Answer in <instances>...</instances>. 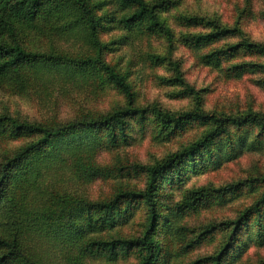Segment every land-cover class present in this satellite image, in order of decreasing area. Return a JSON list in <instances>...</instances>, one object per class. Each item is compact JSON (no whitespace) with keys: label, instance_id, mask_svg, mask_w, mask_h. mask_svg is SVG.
Listing matches in <instances>:
<instances>
[{"label":"trees","instance_id":"obj_1","mask_svg":"<svg viewBox=\"0 0 264 264\" xmlns=\"http://www.w3.org/2000/svg\"><path fill=\"white\" fill-rule=\"evenodd\" d=\"M112 2L114 9L109 12L104 10L106 0H0V85L6 82L25 90L31 82L46 86L90 78L98 79L100 87L113 86L125 97L124 106L104 115L85 112L79 119L66 122H27L0 115V137L31 139L0 162V264H92L90 260L97 257L102 260L94 264H118L132 255L137 259L134 264H169V241L156 238L161 227L181 241L180 255L210 241L215 231L226 232L225 240L213 254L185 263L225 264L240 237L250 234L255 244L264 243V176L219 187H193L179 200L173 199L171 190L165 193L164 188L178 187L189 173L215 170L242 151L264 148V113L252 109L209 113L198 105L170 112L153 104L137 105L127 75L106 61L105 54L111 48L99 39V30L112 22L125 31L138 29L171 36L159 12L175 2ZM40 19L53 35L80 41L83 53L70 56L28 50L17 34L40 28ZM183 21L209 28L192 36L193 45L209 46L240 33L237 25L221 26L200 17L185 16ZM4 36L10 40H3ZM242 53L262 57L263 61L230 63L225 68L228 77L257 72L262 74L257 82L264 88V43L243 38L214 48L201 58L205 64L218 67ZM152 59L155 64L166 63L171 68L172 77L164 81L183 83L179 61L158 55ZM186 93L199 99L192 87H186ZM150 122L158 127L159 136L155 137L174 136L192 123L207 128L197 139L155 163L129 167L99 164L97 155L101 150L126 145L134 125L143 132ZM131 168L135 176L145 175L143 188L122 187L109 198L95 200L84 193L83 186L96 178L110 177L112 173L121 177ZM244 187L261 190L253 203L232 220L209 222L196 231L195 227L174 224L169 219L224 205L241 194ZM142 205L147 222L141 234L123 236L120 227Z\"/></svg>","mask_w":264,"mask_h":264},{"label":"rangeland","instance_id":"obj_2","mask_svg":"<svg viewBox=\"0 0 264 264\" xmlns=\"http://www.w3.org/2000/svg\"><path fill=\"white\" fill-rule=\"evenodd\" d=\"M153 2V0H145ZM175 4L159 12L160 19L169 27L171 36L165 34H147L138 29L125 31L114 23H105V29L99 30V39L111 49L105 54L106 61L119 72L127 75L133 87L136 104L140 106L156 105L170 112L189 110L198 105L205 112L234 113L252 109L264 113V88L257 82L262 74L247 72L240 77H228L226 66L242 61L262 62V57L246 56L243 53L230 62L220 66L207 65L201 55L221 48L227 44L247 38L253 42L264 43V0H172ZM112 0H106L104 10L112 12ZM100 14V13H99ZM200 17L213 24L237 27L239 35L233 34L220 39L209 46L193 45L192 36L204 33L209 28L186 25L184 17ZM40 28L29 32H19L18 39L23 46L33 52L60 53L70 56L83 53L82 43L72 39H61L48 30L45 21L39 20ZM1 39V37H0ZM3 40H10L4 36ZM166 56L180 62L183 83L171 84L164 78L172 77L171 68L166 63H153L152 56ZM42 83V82H41ZM29 84L25 90H17L4 82L0 85V115H9L27 122H66L79 119L85 112L93 116L104 115L117 107L125 105V97L109 84L100 87L98 79L83 78L70 82ZM186 87L198 92L199 99L186 93ZM152 118V117H149ZM130 132L126 145L118 148H106L97 155V161L103 166L148 165L160 161L168 154L178 151L187 143L197 139L206 126L192 123L171 137H155L158 127L153 123L142 132L137 126ZM31 139L27 136L19 139L0 137V162L4 161L18 148ZM124 176L113 174L110 177L96 178L84 187V193L91 199L109 198L119 188H143L145 175L135 176L134 169ZM125 174V173H123ZM264 176V148L255 151H242L235 159L222 163L215 170L202 173H189L178 187L165 186L164 192L171 190L174 200H179L187 189L202 185L223 186L238 180ZM179 184V183H178ZM261 190V189H260ZM258 188L244 187L241 194L224 205H215L198 213L182 218L170 216L174 224L182 223L195 227L206 223H219L232 220L239 212L251 205L260 192ZM162 207V213L166 214ZM147 222V211L142 205L133 218L120 227L123 236L141 234ZM227 233L215 231L208 242L188 254H179L181 241L166 228L157 231L156 238L168 239L171 251L169 264H185L199 256L211 255L225 240ZM226 257L225 264H261L264 261V243L257 245L250 234L242 236ZM97 257L92 264L101 262ZM132 255L118 264H134Z\"/></svg>","mask_w":264,"mask_h":264}]
</instances>
